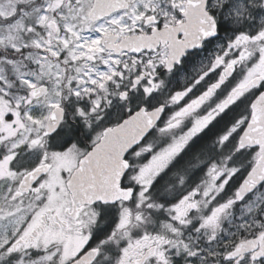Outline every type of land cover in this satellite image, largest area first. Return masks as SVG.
Segmentation results:
<instances>
[{
  "label": "snow or ice",
  "instance_id": "6c2138e0",
  "mask_svg": "<svg viewBox=\"0 0 264 264\" xmlns=\"http://www.w3.org/2000/svg\"><path fill=\"white\" fill-rule=\"evenodd\" d=\"M0 264H264V0H0Z\"/></svg>",
  "mask_w": 264,
  "mask_h": 264
}]
</instances>
